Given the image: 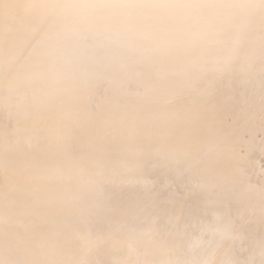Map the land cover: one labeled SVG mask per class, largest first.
I'll use <instances>...</instances> for the list:
<instances>
[{
	"label": "bare ground",
	"instance_id": "obj_1",
	"mask_svg": "<svg viewBox=\"0 0 264 264\" xmlns=\"http://www.w3.org/2000/svg\"><path fill=\"white\" fill-rule=\"evenodd\" d=\"M4 4L12 7L5 8ZM33 5L34 7H24ZM44 5H59L57 8ZM95 5L96 7H87ZM217 5L220 7H200ZM259 0H0V264H260L264 236V59ZM253 26L224 52L203 18ZM13 17L6 21L5 17ZM172 32L193 66L231 70L158 91L134 64L83 74L54 55L25 79L20 65L72 38L95 58L81 22ZM170 69L162 66L160 74ZM237 231L214 255L202 233Z\"/></svg>",
	"mask_w": 264,
	"mask_h": 264
},
{
	"label": "snow or ice",
	"instance_id": "obj_2",
	"mask_svg": "<svg viewBox=\"0 0 264 264\" xmlns=\"http://www.w3.org/2000/svg\"><path fill=\"white\" fill-rule=\"evenodd\" d=\"M261 10L260 32H261V56L264 59V0H259ZM3 7H12L4 4ZM24 7H34L24 5ZM44 7L57 8L59 5H44ZM87 7H96L88 5ZM200 7H220L217 5H201ZM6 21L13 20V17L6 16ZM202 38L219 39L222 50L226 53L234 48L242 47L247 41L249 34L254 31L253 24L241 17L229 15H212L203 18ZM52 26L59 28L63 33V39L56 46L55 53L51 46H47L36 54L37 58L29 63L20 65L18 72L21 79L30 74L33 67H39L45 63H51L54 55L61 59H68L79 68L83 74H94L98 71L107 70L113 67L112 61L108 59L107 53H115L124 63L134 64L142 71L140 73L143 81L151 86L153 91H158L164 86L165 80L176 89L190 87L192 81L199 79L201 75L222 74L231 70V62L228 59L204 62L202 65L193 66L185 59V50L171 42L172 32H161L158 35L138 33L130 25L120 23L109 24L104 18L83 21L79 31L93 37L95 58L85 55V48L72 38L73 26L69 21H52ZM170 69L165 74H160L162 66ZM213 222H224L227 227L223 233H202L206 239V246L203 251L207 256L214 255L220 250L228 239L234 238L237 231L235 221L231 216L222 210L209 213ZM260 246L264 254V236L261 237ZM197 264H211L210 259L197 262ZM260 264H264V259Z\"/></svg>",
	"mask_w": 264,
	"mask_h": 264
}]
</instances>
